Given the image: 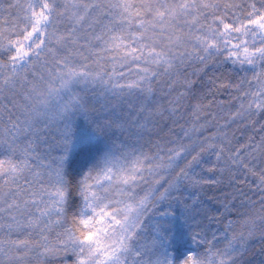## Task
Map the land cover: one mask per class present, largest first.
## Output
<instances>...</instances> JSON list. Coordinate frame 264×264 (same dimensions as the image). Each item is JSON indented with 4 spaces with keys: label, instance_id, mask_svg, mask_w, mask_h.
<instances>
[{
    "label": "snow or ice",
    "instance_id": "6c2138e0",
    "mask_svg": "<svg viewBox=\"0 0 264 264\" xmlns=\"http://www.w3.org/2000/svg\"><path fill=\"white\" fill-rule=\"evenodd\" d=\"M0 264H264V0H0Z\"/></svg>",
    "mask_w": 264,
    "mask_h": 264
},
{
    "label": "trees",
    "instance_id": "16d2710c",
    "mask_svg": "<svg viewBox=\"0 0 264 264\" xmlns=\"http://www.w3.org/2000/svg\"><path fill=\"white\" fill-rule=\"evenodd\" d=\"M217 75H219V73H217ZM249 75L251 76V74H249ZM205 91H206V89H205ZM87 96L97 106H100V105H102L103 103L106 102L102 97H99L98 95L94 96L91 91H89L87 93ZM218 99H223V100L227 101L228 100V95L227 94H224L223 96L218 97ZM225 107L227 108V105H225ZM128 111H129L128 106H127V104H125L124 105V112H125V114H127ZM232 111H235V109L233 108ZM192 119H194V118H192ZM220 123H223V120H221ZM214 130L215 129H212V130L206 132L205 134L206 135H211L212 134V131H214ZM224 190H227V189H224ZM211 195H215L217 197H220V196L223 195V190H221L219 188H209V189H206V195L204 196V201H205V205L206 206L211 207V208H217V207H219V205L216 204L215 202L208 200L207 197L208 196H211ZM221 211H222V209H221ZM246 211H248V209H241V212H246ZM212 214L213 215H217L218 213L213 212ZM228 219H233V220L237 219V214L234 212L233 215H230L228 217ZM226 222L227 221H225V223ZM217 227H219V226L217 224H215L214 222L211 224V228H212L213 231H215ZM256 243H258V241ZM221 246H223V245H221Z\"/></svg>",
    "mask_w": 264,
    "mask_h": 264
}]
</instances>
